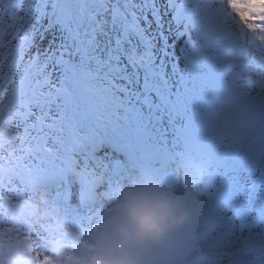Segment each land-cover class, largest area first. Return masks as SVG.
<instances>
[{
	"label": "clouds",
	"instance_id": "1",
	"mask_svg": "<svg viewBox=\"0 0 264 264\" xmlns=\"http://www.w3.org/2000/svg\"><path fill=\"white\" fill-rule=\"evenodd\" d=\"M216 6L223 20L233 29L243 30L249 39L264 35L260 19L264 0H216ZM194 172L195 179L184 188L136 173L114 187L91 222L80 224L66 218L55 205L37 214L45 200L40 197L25 216L30 231L21 228L32 237V254L40 255L33 264H192L185 253L194 248L203 253L209 243L198 229L199 213L188 198L189 188L198 193L197 182L207 170L197 167ZM11 237L12 244L18 245L15 233ZM4 244L7 248V238ZM44 255L51 260L44 262ZM197 264H204L203 256Z\"/></svg>",
	"mask_w": 264,
	"mask_h": 264
},
{
	"label": "trees",
	"instance_id": "2",
	"mask_svg": "<svg viewBox=\"0 0 264 264\" xmlns=\"http://www.w3.org/2000/svg\"><path fill=\"white\" fill-rule=\"evenodd\" d=\"M61 3L58 5L56 0H0V27L9 28L4 43L8 46L0 49V78L15 68L13 57L21 53L24 45L30 46L28 56L39 44L45 47V24H60L61 36L58 38L64 40L63 47L68 46L74 51V61L59 74L61 83H68L70 90L65 96L58 97L54 112L68 103V114L76 116L82 126H92L93 119L112 118L115 110L112 84L103 74L109 52L122 44L127 54L125 61L129 63L138 52L146 49L134 36L132 26L136 27L139 22H147L150 18L152 22H147V32L154 37L162 28L154 21L150 0H65L59 9ZM146 3L149 4L144 7ZM62 8L68 9L65 15L59 13ZM170 19L175 21L174 16ZM28 62L25 60L22 69H29ZM88 71H95L97 76L83 75ZM33 129L36 132L35 126ZM8 131L14 130L8 128ZM28 132L31 131L25 134ZM4 140L0 136V141Z\"/></svg>",
	"mask_w": 264,
	"mask_h": 264
},
{
	"label": "rangeland",
	"instance_id": "3",
	"mask_svg": "<svg viewBox=\"0 0 264 264\" xmlns=\"http://www.w3.org/2000/svg\"><path fill=\"white\" fill-rule=\"evenodd\" d=\"M190 6L193 8L194 18L199 16V31L196 30L198 28H193V35L197 36L198 33L202 31L201 33H203L204 37L210 41L212 29L211 24L213 18L216 17V15H219L220 11L216 6V0H194V2H191ZM196 7L198 9H196ZM222 41L228 46L226 51L227 54H229L232 48H234L238 51L240 57L237 67H229L224 71H220L219 76L222 84L232 85L234 87L235 94L247 101L246 104L242 105V111H248L251 125L257 130V133L255 134V137L252 141L254 143L253 147L255 149L252 151V153H248V157H250V160L253 161L255 166L254 168L251 167L249 171L257 170V167L264 163V107L261 109L253 108L250 104V97L253 96V93L251 95L245 94H248V92L252 91L256 94L264 95V73L257 71L259 79H257L256 84L253 85L251 83L255 77V74L252 71L253 68L251 62H253V59L255 58H264V54L259 50L257 52H253L252 45L248 40V37L243 33V30L238 31V33L230 32L225 37L223 36ZM171 44L172 42H170L169 45ZM258 44L262 45L264 44V41L259 40ZM165 52L167 53V56L162 59L160 64L166 63L168 60L171 62V52L173 51H169L168 47H165ZM221 54L224 57L222 50L220 53L217 52L212 54L211 61L213 64L218 62V58ZM208 73L210 72H200V74L197 76V80H195V82H191L194 84H191L192 86L187 88L186 93L184 95H178L180 106L177 109L168 108L167 106L161 108L153 98L150 99L147 97V95L144 97L145 102L143 103L140 102V98L142 100L143 96L136 98L132 93H130L132 99L131 97H126L132 100L134 107L133 109H135L137 114L136 128L141 132L138 137L142 136V131L145 132V135H143L140 139L141 144L149 145L151 141L148 139V130L152 123L155 122L156 117H164L163 114L165 113L166 116L164 117V125L174 138L172 139V142L175 144V151L178 153L183 152L181 156H187V145L198 140L197 135L194 134V130H196L198 134L200 131L206 128L209 107L214 105L220 88L218 83L213 82L210 85L211 89L209 91L207 90L209 87L208 84H210V78L207 76ZM17 82H19V80H17ZM244 82H249V87H245L243 84ZM154 86L158 88L159 93L166 101H170L169 93L167 90H164V87H167V84L155 83ZM173 118L177 120L180 119L184 123V126L182 127L181 124L179 125L178 122L173 120ZM190 122H194L195 125L191 127V125H189ZM94 146L97 147V145ZM119 147L121 148V145H119ZM102 150L103 151L101 153H97L96 150L90 154L80 152L78 157H73V160L78 167V171L80 172L82 182H92L95 180L96 173L100 165V158L105 160V163L101 167L102 171L110 170L111 158H108V155H106L105 148ZM156 156H159V153H156ZM172 166L174 167L173 170L176 169V171L174 170L172 173L167 175L164 181L174 185L177 188H184V180L186 178V174L188 173L187 169L182 165V163L179 164V162H174ZM215 181L216 174L214 172L206 179L205 182H203V186H210ZM47 186H49L48 183ZM212 190V188H206L202 189L201 191H205L207 195H212ZM55 191L56 190L54 189V186H51V191L50 188L43 191L37 190L35 193L27 196L30 200L29 204H31L33 201H38L42 196L45 197L44 202L40 205V208L37 209V214L40 212H45L51 205L56 204ZM216 191L219 193L221 190ZM106 193L107 192L103 191V194ZM197 194L199 193H193L192 190H188V198L190 203H193V199L195 198L192 197ZM48 195H50V197L47 199L49 202H46V197ZM194 202L204 205L205 200L203 197H198ZM212 222L213 220H211L209 223L212 224ZM262 242L264 244V239H262Z\"/></svg>",
	"mask_w": 264,
	"mask_h": 264
},
{
	"label": "snow or ice",
	"instance_id": "4",
	"mask_svg": "<svg viewBox=\"0 0 264 264\" xmlns=\"http://www.w3.org/2000/svg\"><path fill=\"white\" fill-rule=\"evenodd\" d=\"M260 19L264 21V17ZM247 27L255 35V28L250 24ZM256 38L264 41V35L256 36ZM14 156V152L0 155V264H33V261L40 259V255L39 253L32 254V237L27 232H21L22 227H26L29 231L31 229L30 222L21 213V209L27 207L30 200L20 178V165L9 158ZM22 159V157H15L16 161ZM226 219L230 220L231 217L228 216ZM4 221H8V224H5ZM12 233H15L18 245L12 244ZM255 235L258 236L259 233ZM6 238L8 240L7 248L4 244ZM238 239L247 241L249 237H238ZM50 260L51 257L48 255L43 256L44 262Z\"/></svg>",
	"mask_w": 264,
	"mask_h": 264
},
{
	"label": "water",
	"instance_id": "5",
	"mask_svg": "<svg viewBox=\"0 0 264 264\" xmlns=\"http://www.w3.org/2000/svg\"><path fill=\"white\" fill-rule=\"evenodd\" d=\"M8 81H9V77H8L7 80L3 83V86H2V88H1V91H3V89H4V87L7 85ZM5 116H6V113H5V112H3V113L0 114V126H1V123H2L3 119L5 118Z\"/></svg>",
	"mask_w": 264,
	"mask_h": 264
}]
</instances>
